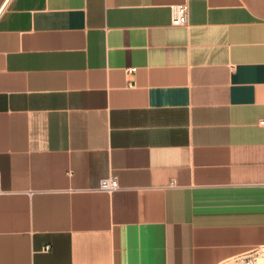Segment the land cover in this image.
I'll return each instance as SVG.
<instances>
[{
    "label": "crops",
    "instance_id": "crops-1",
    "mask_svg": "<svg viewBox=\"0 0 264 264\" xmlns=\"http://www.w3.org/2000/svg\"><path fill=\"white\" fill-rule=\"evenodd\" d=\"M254 245L264 0H0V264H217Z\"/></svg>",
    "mask_w": 264,
    "mask_h": 264
},
{
    "label": "built area",
    "instance_id": "built-area-1",
    "mask_svg": "<svg viewBox=\"0 0 264 264\" xmlns=\"http://www.w3.org/2000/svg\"><path fill=\"white\" fill-rule=\"evenodd\" d=\"M186 8L185 1L169 4V23L171 25L184 24L186 20ZM127 70L131 71L133 67H129ZM115 187V178L110 175L100 178L97 184L98 189L105 191L112 190ZM232 260L237 264H264V245L251 246L233 256Z\"/></svg>",
    "mask_w": 264,
    "mask_h": 264
},
{
    "label": "rangeland",
    "instance_id": "rangeland-1",
    "mask_svg": "<svg viewBox=\"0 0 264 264\" xmlns=\"http://www.w3.org/2000/svg\"><path fill=\"white\" fill-rule=\"evenodd\" d=\"M217 264H237V263L233 261L232 258H227L218 262Z\"/></svg>",
    "mask_w": 264,
    "mask_h": 264
}]
</instances>
